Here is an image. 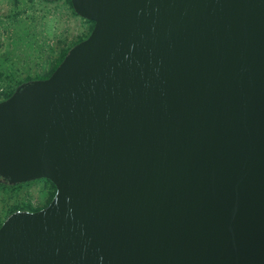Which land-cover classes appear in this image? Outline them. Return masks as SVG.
I'll use <instances>...</instances> for the list:
<instances>
[{"label": "water", "instance_id": "obj_1", "mask_svg": "<svg viewBox=\"0 0 264 264\" xmlns=\"http://www.w3.org/2000/svg\"><path fill=\"white\" fill-rule=\"evenodd\" d=\"M92 23L0 101V183L54 187L0 264H264V0H69Z\"/></svg>", "mask_w": 264, "mask_h": 264}, {"label": "rangeland", "instance_id": "obj_2", "mask_svg": "<svg viewBox=\"0 0 264 264\" xmlns=\"http://www.w3.org/2000/svg\"><path fill=\"white\" fill-rule=\"evenodd\" d=\"M91 28L69 0H0V101L19 84L48 75L60 54ZM53 193L44 179L0 183V224L16 210L44 207Z\"/></svg>", "mask_w": 264, "mask_h": 264}, {"label": "trees", "instance_id": "obj_3", "mask_svg": "<svg viewBox=\"0 0 264 264\" xmlns=\"http://www.w3.org/2000/svg\"><path fill=\"white\" fill-rule=\"evenodd\" d=\"M68 50H69V49H68ZM68 50H67V51H68ZM67 51H66V52H67ZM66 52L64 51V52H62V53L60 54V56H59L57 62L55 63V65H54V66L52 67V69L50 70V73H51V72L54 70V68L58 65V63L61 61V59L63 58V56L65 55ZM50 73H49V74H50ZM49 74L46 75L45 77H42V78H39V79H44V78L48 77ZM11 93H12V92H9L8 94H6V95L3 97V99L7 98ZM44 180H45V179H44ZM52 195H53V194H52ZM52 195L50 196V199H51ZM48 202H49V201H48ZM38 209H39V208H36V209L26 208V209L16 210V211H29V212H33V211H36V210H38Z\"/></svg>", "mask_w": 264, "mask_h": 264}]
</instances>
